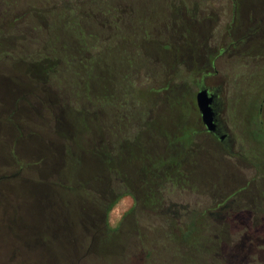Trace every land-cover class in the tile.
I'll list each match as a JSON object with an SVG mask.
<instances>
[{
    "label": "rangeland",
    "instance_id": "1",
    "mask_svg": "<svg viewBox=\"0 0 264 264\" xmlns=\"http://www.w3.org/2000/svg\"><path fill=\"white\" fill-rule=\"evenodd\" d=\"M241 1L242 11L260 3L264 10L262 0ZM235 11L234 0H0V223L19 216L22 207L35 228L50 224L53 215L57 222L61 212L65 221L63 255L57 233L53 239L42 226L43 232L33 231L32 251L22 255L15 231L0 225V264H134L135 254L141 264H217L210 253L168 242L180 232L172 220L161 219L172 204L203 216L201 229L190 237L206 248L218 235L238 240L249 218L257 230L250 237H264V33L233 49ZM248 18L245 26H253ZM74 19L87 50L74 28H64L63 22ZM65 61L78 74L61 75ZM84 78L101 116L132 111L134 121L119 132L140 128L145 148L151 151L154 141L160 153L165 140L185 145L188 164L178 185L157 189V209L120 199L113 217L133 212L105 246L94 235L99 227L94 218L80 212L77 193L65 192L61 207L58 199L54 208L43 201L37 207L21 188L39 185L35 171L43 163L29 164L50 157L44 147L56 143L49 137L53 119ZM201 86L217 94L219 124L228 135L224 143L202 124L195 99ZM91 104L83 99L77 106ZM149 112L154 118L147 131L165 138L147 137L140 122ZM135 189L140 198V187ZM232 216L237 231L217 224L227 225ZM10 252L15 258L8 261Z\"/></svg>",
    "mask_w": 264,
    "mask_h": 264
},
{
    "label": "trees",
    "instance_id": "2",
    "mask_svg": "<svg viewBox=\"0 0 264 264\" xmlns=\"http://www.w3.org/2000/svg\"><path fill=\"white\" fill-rule=\"evenodd\" d=\"M63 24L66 31H71L70 28L75 29V32H71L76 34L74 36L78 41H84L83 44L81 43L83 49L90 48L83 36H80L82 30L77 27L78 24L75 26V19ZM71 65L65 61V73L61 75L66 74V70L76 73ZM50 71L45 72L46 76H49ZM85 80L84 78L83 83H78L74 92H70L68 104H63L62 112L53 119L49 137L56 143L44 147L50 157L47 160L42 158L31 162L29 166L43 163L38 171L33 168L38 176L39 185H63L67 194L79 195L80 212L86 211L88 219L94 218V222L99 225L94 235H97L99 244L105 246L111 242L112 235L119 229V227L110 228L108 224V209L115 201L131 194L135 204L140 203L145 209H157V206H160L157 189H163L167 184L178 185L184 177L183 171L187 169L188 164L184 158L185 145L173 146L163 140L160 146L164 147V152L160 153L156 150L159 146L153 140L156 137L163 139L165 135L161 133L160 136H155L154 133L147 131V125L154 118L151 112L143 114L140 122L143 123L147 137H151L150 141H153L151 151L143 144L145 137L140 133V128L132 127L135 128L134 132L132 130L119 132L125 125L134 121L132 111L122 110L117 116L111 114L109 117L101 110L104 113V116H101L99 111H95L97 108L94 109L95 106L90 103ZM77 92L81 94V99L77 98ZM83 99L91 104L93 110L91 107L77 106L80 100L83 102ZM112 129L116 132L114 133ZM128 133L129 137L126 135ZM110 136L111 142L108 140ZM53 150L55 155L57 153L56 156ZM137 187H140L138 191L140 198L136 195ZM132 212L133 210L129 211L123 220ZM161 214V219L172 220V225H176L180 231L179 237H169L168 242L172 245L194 249L205 256L210 253L214 258L219 259L217 264H249L252 259L264 263V237L257 240L250 237L257 232L249 222L250 218L244 224V232L238 240L224 241L218 235L212 248H206L204 243L199 244L198 239L192 241L190 237L191 233L201 229L199 222L203 216L180 204L170 205L167 210H162ZM247 214L250 217V213ZM229 220L227 225L217 224L220 227L227 226V229L233 231L240 229L235 217L232 216ZM146 254L149 257L151 252L148 251ZM135 256L130 259L134 260V264H141L140 256Z\"/></svg>",
    "mask_w": 264,
    "mask_h": 264
},
{
    "label": "flooded vegetation",
    "instance_id": "3",
    "mask_svg": "<svg viewBox=\"0 0 264 264\" xmlns=\"http://www.w3.org/2000/svg\"><path fill=\"white\" fill-rule=\"evenodd\" d=\"M234 1H235V8L237 12L235 11L236 12L235 14L236 27H235V32H234L235 40L234 42H232L234 43L233 49L245 48L249 44H252L251 41L258 34L261 36L264 33V28H263L264 18L262 17V15L264 14V10L262 9L263 6L260 3L256 9H246L242 11L241 10L242 1L241 0H234ZM261 9L262 11L258 15V11H260ZM256 15L258 16L261 15L260 19L258 20L259 22L254 20L258 17ZM247 17H249L247 20L248 22L254 23L253 26H248V27L245 26ZM236 20H237V23H236ZM222 53H223V50L221 54ZM203 89H207L209 93L213 96L212 108L215 113V123H216L215 132L213 133L207 132V133H209V135L212 136L214 139H217L219 143H224L228 135L226 134L224 130H222L219 124L217 103H216L217 94L213 92L211 89L206 88L204 86H201L198 92ZM21 188L27 191L28 193L27 198L29 200L31 199V201L34 203V205H37V207L39 206L40 202L43 201L44 203H47V204L49 203L51 208H54L57 199H58V203L60 207L64 205V198H65L64 193L66 192V189L63 185H35V186H29V187L22 186ZM44 197H49V200L47 199L44 200ZM20 210H21V213H19V216H15L17 214V211L13 210L15 217L11 219H5L3 215L4 218H2L3 221L0 223V225L15 231V236L18 240V246L16 247L22 248V250L24 251L22 255L24 254L27 255L33 249L34 229L37 230L36 231L37 233L38 232L41 233V231L44 228L50 231V234L52 235L53 239L55 238V234L57 233L58 238H59V247L61 248V252H62L61 255H63L64 248H65V243H64L65 241V237H64L65 221L62 216L63 213L62 212L60 213V217L57 222H56L54 215H53V219L50 224L41 225L43 221L37 222V224H40L43 227L42 229L41 226H39L38 228H35L33 226L34 222L26 219L27 216H25L26 212L24 211L23 207ZM40 212L41 211H39V213ZM36 241H39L38 238L36 239ZM16 252L18 253V250H16ZM13 255H15V253L10 252V254L7 256V260L11 261L12 259H14L15 257H13ZM22 255L19 257V259L22 258Z\"/></svg>",
    "mask_w": 264,
    "mask_h": 264
},
{
    "label": "water",
    "instance_id": "4",
    "mask_svg": "<svg viewBox=\"0 0 264 264\" xmlns=\"http://www.w3.org/2000/svg\"><path fill=\"white\" fill-rule=\"evenodd\" d=\"M196 106L199 111L202 124L209 133L215 132V113L212 108L213 96L207 89H203L196 94Z\"/></svg>",
    "mask_w": 264,
    "mask_h": 264
},
{
    "label": "clouds",
    "instance_id": "5",
    "mask_svg": "<svg viewBox=\"0 0 264 264\" xmlns=\"http://www.w3.org/2000/svg\"><path fill=\"white\" fill-rule=\"evenodd\" d=\"M124 197H120V199H123ZM127 198L131 199L132 200V207H135V200L134 198L131 196V194H127ZM119 203V199L117 201H115L113 203V205L108 209V223L110 226L112 227H116L118 226L119 223H121L124 219V217L127 215L128 211H131V208H129L127 211L125 212H122V214L116 218V217H113L112 215V209L116 206V204Z\"/></svg>",
    "mask_w": 264,
    "mask_h": 264
}]
</instances>
